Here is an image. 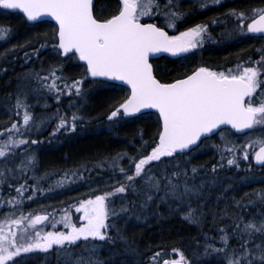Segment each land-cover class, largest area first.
<instances>
[{"label":"snow or ice","instance_id":"obj_1","mask_svg":"<svg viewBox=\"0 0 264 264\" xmlns=\"http://www.w3.org/2000/svg\"><path fill=\"white\" fill-rule=\"evenodd\" d=\"M218 2L219 0H211L212 4ZM181 3L182 0H114V3L105 7L100 0H0V8L19 11L28 21H37L42 16L54 18L55 27L52 31L57 43L53 47L57 56L62 60L74 59L83 63V74L70 83L66 82L63 75H57V72L63 71L61 64L46 70L44 76L39 72L26 73V77L34 75L37 81L32 91L46 89L60 101L65 90L78 98L86 96L84 85L89 80L101 89H126L124 95L110 108L109 121L155 110L158 125L156 138L151 143L143 142L137 149L139 158L128 157L130 164H134V171L119 167L123 182H114L117 186L110 191L96 188L86 198L75 202L78 220L74 221L68 211L57 218L54 213L47 211H39L29 217L21 210L20 216L14 221L8 219L0 223V264H23L24 256L21 254H29L32 250L47 251L53 249L54 245L62 246L65 264H108L109 261L114 264L115 257L119 255L118 250L109 247L108 260L100 258L99 250L105 244L115 243L109 228L114 226L113 219L118 211L124 214L129 212V208L123 205L117 211L114 206L117 198L123 200L124 194L129 190L139 193L141 187L137 184L138 180L148 186L149 191L156 192L164 181L166 194L163 199H167L169 193L180 201L186 197H199L202 194L201 185L190 184L186 179L179 181L181 176L187 177L189 170L181 168V161L176 157L199 149L205 141L219 133V138L224 141L217 145L221 153L220 161L226 160L230 166L237 165L239 154L234 151L229 153L227 150L229 146L232 149L241 146L229 141L226 131L239 135L243 130H252L254 126L264 129V55L258 62L249 61L252 66H245L241 62L235 68L218 70L201 64L176 76H166L158 70L155 63L160 59L158 54L181 57L197 49L206 38L207 24H196L184 30L177 28V24L186 15ZM231 14L237 18L241 32L264 35V7L252 9L248 13L232 10ZM161 19L163 26L154 22ZM6 35L5 29L0 28V38ZM260 51L264 52V48ZM38 54L39 50H36L35 55ZM25 59L30 60L31 57L26 53ZM25 87L26 85H22V92ZM23 99L24 96L18 95L17 108H27L26 102L22 103ZM77 118L75 111L70 119L61 116L50 135L62 130L75 131L78 126ZM42 124L43 120L36 122L32 113L25 111L22 123L13 120L9 121L7 130L0 128V133L4 135L0 139V163L7 165L23 157L14 169L0 167V185L16 169L22 173L29 169L33 172L37 170L38 157L35 152H31L29 146L40 143L33 135V129L40 128ZM259 143L261 146L255 152V159L264 167V139ZM148 147L150 151H147ZM242 147V155L247 159L249 149L247 145ZM120 159L121 154L111 158L113 168L117 167ZM152 162L164 165L162 176L157 177L152 173ZM99 166L103 168L104 164ZM169 167L178 170L169 175ZM216 167L213 165L214 170ZM85 172L90 176L92 169H87L84 165L66 169L64 175L54 182V186L62 188L66 184L86 179ZM196 172L197 167L193 166L191 173ZM49 175L51 174L45 173V176ZM33 178L37 184L42 179L38 176ZM32 187L37 188V185ZM27 190L26 182L17 185V196L0 200V205L17 204L20 202L18 197L21 200H31V196H23ZM255 195L264 204V191ZM152 199L150 194L144 196L145 207ZM254 202L246 200L242 204L238 200L236 204L246 210ZM224 214L227 215V212ZM184 215L188 219L195 216L190 199L188 211ZM49 217L51 229H55L58 224H63V227L60 230L41 231L39 225L49 222ZM251 217L245 221L243 215L233 216L232 233L224 225H220L219 231L222 234L219 240L223 247L204 245V255H210V250L217 255L223 253L222 264L224 260L226 264H264V211L252 213ZM24 220L27 223L23 224L19 232L11 230L9 225L15 223L19 226ZM230 236L237 239L236 245H229ZM117 237L124 239L118 229ZM81 241L88 245L83 250L87 252L86 256H77L72 251ZM128 251L131 254L132 250ZM178 251L173 250L174 253ZM119 264H128V261L121 260ZM149 264L189 262L182 252L179 259H169L167 253L159 249L150 258Z\"/></svg>","mask_w":264,"mask_h":264},{"label":"trees","instance_id":"obj_2","mask_svg":"<svg viewBox=\"0 0 264 264\" xmlns=\"http://www.w3.org/2000/svg\"><path fill=\"white\" fill-rule=\"evenodd\" d=\"M100 3L108 7L109 4L114 3V0H100ZM185 3L182 1V4ZM258 3L264 6V1L261 0H235L220 5L219 10L213 9L214 11L205 12H198L196 8L190 7L191 3H188L187 23L189 26H194L196 23L206 24L208 20L205 19L218 11L216 16L219 21L216 33L219 46L215 51L216 54H213L217 57L214 61L219 66L226 67L230 64H239L247 60L254 62L260 59L261 47H252L247 51L246 48H236L235 44L243 42L260 46L264 43V38L246 36L247 33L239 30L241 26L237 18L231 14L232 10L248 13L255 9ZM213 18L212 16L209 22L214 21ZM158 21L159 25L163 26V20ZM181 25L182 22L178 23L177 28ZM54 27V24L50 22L28 24L19 13L0 8V28L5 29L7 33L6 37L0 38V128L7 130L9 121L13 120L22 123L25 111L32 113V118L36 122L43 120L40 128L33 129V135L40 143L29 146L31 152L37 154V170L33 172L29 169L26 173L20 171L18 173L16 169L8 175L6 182L0 185V200H7L9 196H17V185L29 181L28 190L31 192L32 199L21 200L18 197L20 201L18 205H0V223L8 219L14 221L20 216L21 210L29 217L38 211H47L54 213L57 218L64 211H68L75 218L77 212H75L74 204L78 199L86 198L87 194L94 190L92 187H99L105 180L115 179L117 182H123L119 167L134 171V164H130L128 157L135 156L138 159L140 153L137 149L142 146L143 142L151 143L156 138L158 125L155 114L147 113L134 118L125 117L109 121L110 108L124 95L126 89H101L89 80L84 85L86 96L78 98L74 94H68L65 90L60 101L55 99L54 93H48L46 89L31 90L37 81L34 75L26 77V73L39 72L41 76H44L46 70L61 64L63 71L62 73L57 72V75H63L67 83L83 74V66L77 60H62L57 56L53 47L56 44L52 31ZM36 50H39L38 56L35 55ZM26 53L31 57L30 60L25 59ZM195 59L197 55L183 56L175 60L161 57L155 63L163 75L176 76L196 66ZM22 85H26L23 92L21 91ZM18 95L24 96L22 103L26 102L27 108L16 107ZM74 111L78 117V126L75 131L62 130L55 135H50L52 129L58 124L59 118L67 116L70 119ZM226 136L229 141L241 146L235 149L229 146L227 150L229 153L234 151L239 154L237 165L230 166L227 165L226 160L220 161L221 153L217 145H221L224 141L219 138V133L205 141L199 149L176 157L181 161V168L189 170L187 177L181 176L179 181L183 182L186 179L190 184L201 185L202 194L194 199L186 197L183 200L184 206L182 201L170 199L169 194L167 199H163L166 194L164 181L161 182L160 190L156 192L149 191L148 186L141 184L138 180L137 184L141 187L139 193L129 190L124 194L123 200L117 198L114 205L117 211L123 205L129 208V212L124 214L118 211L113 219L114 226L109 228L110 234L115 238V243L110 242L100 248V258L108 260V248L112 247L119 251L114 264H119L121 260L128 261V264H149L150 258L159 249H163L169 259H179L180 252H182L189 264H222L223 253L217 255L210 250V255L205 256L204 245L213 244L218 248L223 247L219 240L222 234L219 231L220 225H224L226 230L232 233L233 216L243 215L247 221L252 218V213L264 211V204L255 195L264 191V168H255L251 161V155L257 148L255 146L260 145L259 141L264 139V129L254 126L248 134L241 137L226 131ZM3 138V133H0V139ZM252 139L255 140L252 141ZM250 141L255 145L253 146L252 143V146H249V156L245 159L242 155V146L248 145ZM150 150L148 147L147 151ZM117 154H121V159L117 167L113 168L110 160ZM106 157L109 159L106 160ZM20 163L19 158L7 165L0 163V166L14 169ZM101 163L104 164L103 168L99 166ZM81 165L92 169L90 176L85 172L86 179L66 184L62 188L54 186V182L64 175L66 169ZM213 165L217 166L215 170ZM193 166L197 167L195 174L191 173ZM163 168L164 165L152 162V173L155 176H162ZM177 170L173 167L167 169L169 175ZM45 173L51 175L45 176ZM34 176L42 178L39 184L33 178ZM32 185H37V188H33ZM114 186L117 185L114 184L103 190L110 191ZM34 192L35 195H33ZM146 194L152 195L153 199L147 202L145 207L144 196ZM189 199L191 207L195 209V216L192 219L184 215L188 211L189 203L186 202ZM238 200L242 204L246 200L255 202L251 208L242 210L236 204ZM72 212L74 215L71 214ZM225 212L227 215L224 214ZM156 213L159 214L158 218H156ZM26 223L27 221L24 220L22 225L12 223L9 226L12 231L19 232ZM50 224L51 217H49V222L39 229L41 231L52 230ZM117 229L124 239L117 237ZM237 243V239L230 236L229 245ZM87 247L88 245L83 250ZM128 249L132 250L131 254ZM174 249L179 251L174 253ZM72 251L75 255H87L86 251H81L79 245H76ZM21 255L24 256L23 264H65L63 251L59 252V247L55 245L53 249L47 251L32 250L29 254ZM108 264H113V261H109ZM223 264H226V260Z\"/></svg>","mask_w":264,"mask_h":264},{"label":"flooded vegetation","instance_id":"obj_3","mask_svg":"<svg viewBox=\"0 0 264 264\" xmlns=\"http://www.w3.org/2000/svg\"><path fill=\"white\" fill-rule=\"evenodd\" d=\"M182 1L186 2L185 4H182L181 3V8L184 10V12L186 13V15L184 17V20L182 21L181 27L178 28L179 30H184L185 28L192 27V26H189L188 23H187V17H188L187 9L189 8L188 3H191V6L190 7L191 8H196V10L198 12H205V11H209V10H213V9L219 10L220 5H222L224 3H227V2L231 3L232 1H235V0H229V1H227V0H219V2L216 3V4H212L211 3V0H182ZM225 1H227V2H225ZM192 4H194V6H192ZM202 4L203 5H207V6L206 7H201ZM256 6L257 7H255V9L256 8H262V7H264L261 4H259V3L256 4ZM217 12H214L213 14H211V16L209 15L205 19V20H208L207 23H206L208 25V29H207L206 38L202 42V44L197 49H194L191 52H189L188 54L183 55V56L184 57H194L195 55H197V59H195L196 66H199V65L203 64L205 66L215 67L218 70L219 69L235 68L236 66L240 65L241 63H239V64H230V65H227L226 67H222V66H219V64H217L214 61V60L217 59V57H215L214 54H216L215 51L218 50V46H219V43L217 41L218 40V37H217V33H216V31H217L216 29L218 27V21H219L218 17L216 16V15H218ZM212 16L214 17L213 20L215 21V23H213V21L209 22V20H211ZM154 22H157L158 24H160L159 21H154ZM192 24H194V23H192ZM196 24H198V23H196ZM243 33H247L246 36L250 35L246 31L243 32ZM209 35H210V38H209ZM238 37H241V35H238ZM235 47L238 48V49H240V48H246L247 51H248L252 47L253 48L261 47V49H262V48H264V43L259 46V44L238 42V43L235 44ZM210 50H212V52H210ZM262 55H264V52H260V57ZM249 61L250 60H247V61L244 62L245 63V66H252V64L248 63ZM258 61H259V59L256 60V61H254V62H258ZM40 200L43 201L42 199H40ZM71 214L74 215V212H72ZM71 218L74 221L78 220L79 219V213H77L75 215V218L73 216H71ZM40 227L41 226H39V228ZM62 227H63V224H58L57 227L55 229H52V230H60V228H62ZM81 243H83L84 246H87L83 241ZM55 247H59V249L62 248V246H55Z\"/></svg>","mask_w":264,"mask_h":264},{"label":"water","instance_id":"obj_4","mask_svg":"<svg viewBox=\"0 0 264 264\" xmlns=\"http://www.w3.org/2000/svg\"><path fill=\"white\" fill-rule=\"evenodd\" d=\"M264 1V0H263ZM11 12H17V13H19V14H21L19 11H13V10H10ZM22 15V14H21ZM22 17L24 18V20L28 23V24H35V23H39V22H51V23H53L54 25H55V21H54V18H52V17H50V16H42V17H40V18H38V20L37 21H28L23 15H22ZM252 35L253 36H257V37H264V35H260L259 33H252ZM57 42V41H56ZM160 57H162V56H166V57H169V58H172V59H175V58H178V57H173L171 54H158ZM79 62V61H78ZM79 64L80 65H82L83 66V63L82 62H79ZM146 113H153V114H155V110H148V111H146V112H142V113H138V114H133V115H131V116H127V117H129V118H134V117H137V116H139V115H142V114H146ZM229 128H230V126H229ZM249 130H243L239 135H244V134H246L247 132H248ZM260 148V147H259ZM259 148L256 150V151H258L259 150ZM255 151V152H256ZM187 153H189V152H186V153H184V154H187ZM252 162H253V164L257 167V168H261L262 166H261V164H260V162H258V161H256V159H255V153H254V155H253V157H252Z\"/></svg>","mask_w":264,"mask_h":264},{"label":"rangeland","instance_id":"obj_5","mask_svg":"<svg viewBox=\"0 0 264 264\" xmlns=\"http://www.w3.org/2000/svg\"><path fill=\"white\" fill-rule=\"evenodd\" d=\"M254 137V136H253ZM254 138H256V136L254 137ZM255 139H252V141H254ZM235 143V142H234ZM252 143H253V146L255 145V143L254 142H249L248 143V145H247V147L249 148V146H252ZM259 146V144H257L255 147H258ZM20 159H23V157L21 156L20 157ZM0 167H3V166H0ZM18 173H19V170H18ZM114 182H117V181H115V179H113V180H105V181H103V182H101L102 183V185H99V187H96V186H94V187H92V188H94V189H96V188H100V189H107L108 187H111V186H113L114 184H116V183H114ZM26 184H27V188H28V184H30V182L29 181H26ZM31 195V192L29 191V190H27L26 192H24L23 193V196H25V197H27V196H30ZM194 197L195 196H193L191 199H194ZM169 198L170 199H173V200H176L175 198H173L172 196H171V194L169 193ZM196 198V197H195ZM186 203H189V200L186 202ZM182 204H183V206H184V201H182ZM182 207V206H181ZM182 208H186V207H182ZM39 212V211H38ZM75 212H76V210H75ZM157 214V213H156ZM159 217V214H157V216H156V218H158ZM51 225V224H50ZM82 242V241H81ZM77 243V245H79V247H80V249H81V251H83V249L85 248V246H84V244L83 243ZM61 251V249H59V252ZM78 256V255H77Z\"/></svg>","mask_w":264,"mask_h":264},{"label":"bare ground","instance_id":"obj_6","mask_svg":"<svg viewBox=\"0 0 264 264\" xmlns=\"http://www.w3.org/2000/svg\"><path fill=\"white\" fill-rule=\"evenodd\" d=\"M22 207V206H21Z\"/></svg>","mask_w":264,"mask_h":264}]
</instances>
